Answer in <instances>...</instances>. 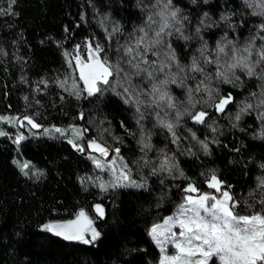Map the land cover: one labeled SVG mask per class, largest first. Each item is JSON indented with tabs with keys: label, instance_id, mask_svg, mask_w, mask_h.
Listing matches in <instances>:
<instances>
[{
	"label": "snow or ice",
	"instance_id": "6c2138e0",
	"mask_svg": "<svg viewBox=\"0 0 264 264\" xmlns=\"http://www.w3.org/2000/svg\"><path fill=\"white\" fill-rule=\"evenodd\" d=\"M16 3L17 0H7V6L0 7V15H17ZM189 4L193 6L191 11H185L188 5H184V0H151L149 4L136 0L143 20L132 25L131 31L113 20L110 13L101 14L97 10L104 42L96 36L86 37L82 45H75L74 52L65 51L68 74L54 83L77 101L91 103L95 99L103 103L107 96V103H112L114 97L130 108L135 129L124 120L119 121V128L138 146L141 155L134 162L138 169H148L153 176L165 174L172 180L187 181L183 186L175 185L182 193L180 202L148 229L151 241L161 253L158 264H264V175L255 178L256 196L249 193L250 203L238 199L233 186L226 184L215 170L204 181L212 191H202L185 174L176 155H196L191 147L182 146V141L189 138L205 155H211L210 144L218 143L200 140L190 128L186 129L190 137L179 135L177 130L185 118L215 133L220 129L213 116L227 117L231 128L248 133L240 123L246 116H254L258 126L250 135L264 141V22L241 39L247 20L234 19L240 7L264 18V0H241L238 5L236 0H223L222 4L219 0L216 4L211 0H189ZM217 7L226 10L213 19L205 9ZM84 19L82 15L81 20ZM216 32L221 33L219 38L210 43L207 37L215 36ZM48 83L41 80L36 91L41 92L40 85L47 88ZM174 89H181L184 98L180 99ZM237 96L244 98L237 101ZM233 107L234 113L230 111ZM76 118L85 124H73L68 129L55 126L42 129L29 115L22 118L0 115V123L17 128L27 126L30 131L42 129L44 135L69 137L67 142L73 149L86 154L97 169L110 173V180L98 183L101 191L147 189V177L134 179L133 168L122 156L121 147L114 146L124 145V137L114 134L112 122L107 118L89 120L84 111L78 112ZM148 120L152 121L151 128L146 126ZM86 125H95L96 135H90L92 128ZM157 129L167 133L175 152L156 150L153 136ZM0 137H9L18 149L28 139L22 132L12 138L2 129ZM154 151L157 158H149L148 154ZM233 151L238 153L240 148ZM13 163L25 177L39 180L44 175L36 169L30 176L34 166L29 161ZM258 167L264 170V163ZM161 206L157 204V208ZM246 209L248 214H241ZM94 211L99 218L105 217L102 205H94ZM41 229L65 241L83 244H93L101 237L84 209L72 219L44 223ZM169 248L174 251L169 253Z\"/></svg>",
	"mask_w": 264,
	"mask_h": 264
},
{
	"label": "trees",
	"instance_id": "16d2710c",
	"mask_svg": "<svg viewBox=\"0 0 264 264\" xmlns=\"http://www.w3.org/2000/svg\"><path fill=\"white\" fill-rule=\"evenodd\" d=\"M211 2L216 4L217 0ZM240 2L236 0L237 5ZM149 3L151 0H144V4ZM135 5L136 0H17L14 6L17 15H0V115L21 118L29 115L42 127L84 125V121L76 118L80 111H84L89 120L107 118L112 122L114 134L124 137V145L114 146H120L122 156L131 167L149 180L147 189L110 188L104 192L95 182L100 170L86 154L73 149L67 138L47 136L38 133L40 129H32L18 149L9 137H0V264L157 262L160 253L151 241L148 229L170 214L174 205L180 202L182 193L175 185L183 186L187 181L172 180L165 174L153 176L149 175L148 169H138L134 163L141 155L138 146L119 128V121L124 120L135 129L130 108L114 97L112 103H107V96L103 103L95 99L91 103L83 99L77 101L54 83L68 74L65 51L74 52L75 45H82L86 37L96 36L104 42L103 30L97 23V10L101 14L110 13L113 20L120 21L131 31L132 25L143 20V14ZM184 5H188L185 11H191L193 6L189 0H184ZM6 6L7 0H0V7ZM225 10L222 7L205 9L213 19ZM237 12L234 18L237 22L242 17L247 20L241 39L249 35L250 29L254 30L264 22V18L251 15L244 7L238 8ZM220 34L216 32L215 36L207 38L212 43ZM41 80H47L48 87L40 85L42 91L37 92ZM174 92L180 99L184 98L181 89H174ZM61 96L65 99L61 100ZM243 98L237 96V101ZM230 111L234 113L236 108ZM212 119L220 129L218 132H211L205 125H194L188 118L182 122L183 126L177 130L179 135L190 137L186 131L190 128L200 140L218 143L210 144L211 155H205L195 141L190 138L182 141L183 148L191 147L196 155L177 153L180 167L202 191H212L204 181L215 170L226 184L233 186V194L238 199L251 203L249 193L256 196L253 192L255 178L264 175V170L258 167L264 163V141L250 135L258 126L255 117L246 116L240 123V127L249 130L248 133L231 128L227 117L213 116ZM86 126L92 128L90 135H96L95 125ZM146 126L151 128L152 121H146ZM26 127L20 128L26 130ZM0 129L12 138L18 131L17 127L6 123H0ZM153 144L156 150L175 152L165 131L156 130ZM234 148H240V152L233 151ZM148 155L153 159L157 152ZM15 159L21 163L31 162L34 168L30 170V176L36 169L44 175L39 180L25 177L13 163ZM158 203L162 205L160 208H157ZM96 204L105 209L103 219L94 211ZM80 209L89 214L101 232V237L93 244L65 241L41 229L49 221L72 219ZM248 211L241 214H248Z\"/></svg>",
	"mask_w": 264,
	"mask_h": 264
},
{
	"label": "rangeland",
	"instance_id": "374dc122",
	"mask_svg": "<svg viewBox=\"0 0 264 264\" xmlns=\"http://www.w3.org/2000/svg\"><path fill=\"white\" fill-rule=\"evenodd\" d=\"M6 116H8V115H6ZM53 126H55V127H59V128H62V129H68L69 128V126H56V125H46V126H43L42 127V129L43 128H49V129H51ZM26 127V126H25ZM42 129H40L39 130V132L38 133H42ZM12 130V129H11ZM10 130V131H11ZM18 130V131H17ZM16 131L17 132H22L25 136H27V132L28 131H30L29 130V128L28 127H26V130L24 129V128H17L16 129ZM17 132H15V135L17 134ZM47 136H59V134H55V133H51V134H49V135H47ZM69 136H70V134H69ZM60 137H64V136H60ZM65 138H69V137H65ZM155 158H157V156H154V158L153 159H155ZM15 160H19V159H15ZM126 160V159H125ZM131 166V165H130ZM137 170L136 169H133V178L134 179H140V177H141V175H139L137 172H136ZM110 178H111V176H110V173H108V172H106V171H101L100 170V172L98 173V176L96 177V180H95V182H96V184L98 185V183H100L101 181H108V180H110ZM149 184V180H148V178H147V185ZM206 192H210V190L209 191H206ZM96 226V225H95ZM96 228H97V226H96ZM98 230V229H97ZM99 231V230H98ZM159 250V249H158ZM172 251H174L173 249H171V248H169V253H171ZM159 253H160V251H159ZM160 255H161V253H160ZM160 255H159V258H160ZM159 258H158V260H157V262L155 263V264H158V261H159Z\"/></svg>",
	"mask_w": 264,
	"mask_h": 264
}]
</instances>
